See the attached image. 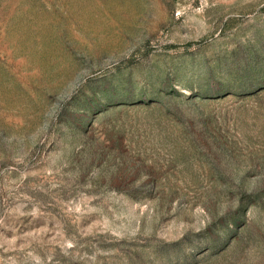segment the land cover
<instances>
[{"label":"rangeland","instance_id":"374dc122","mask_svg":"<svg viewBox=\"0 0 264 264\" xmlns=\"http://www.w3.org/2000/svg\"><path fill=\"white\" fill-rule=\"evenodd\" d=\"M0 264H264V0H0Z\"/></svg>","mask_w":264,"mask_h":264}]
</instances>
